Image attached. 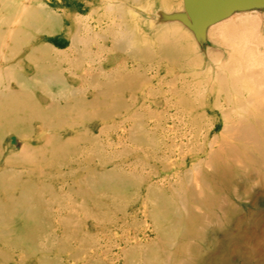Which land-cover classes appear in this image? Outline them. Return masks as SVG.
<instances>
[{"label": "rangeland", "instance_id": "1", "mask_svg": "<svg viewBox=\"0 0 264 264\" xmlns=\"http://www.w3.org/2000/svg\"><path fill=\"white\" fill-rule=\"evenodd\" d=\"M155 7L0 0V264H264V111Z\"/></svg>", "mask_w": 264, "mask_h": 264}, {"label": "bare ground", "instance_id": "2", "mask_svg": "<svg viewBox=\"0 0 264 264\" xmlns=\"http://www.w3.org/2000/svg\"><path fill=\"white\" fill-rule=\"evenodd\" d=\"M155 9L161 10L158 7H155L153 10ZM252 10L259 14L264 13V8L259 7H255L253 9L244 8L242 10H236L231 13L238 14L240 16L239 18H237L238 21L224 20L216 24L212 23L208 25L205 30L206 34L209 37L216 36L221 40L223 44L231 48L230 58L222 68L226 73H236L235 75L230 77V83L229 86H227L228 90H232L237 94L243 91H254L256 97L254 99H251L250 102L253 103L254 108L264 111V72H261L262 68L264 71V56H258L252 49L253 44L255 46L256 43L257 47V43L262 42V38L256 35V30L254 28L252 29V26L250 25L253 18L252 15L248 13H250V11ZM161 12L162 13H159L161 14V17L159 18V15L156 17L154 16L155 12L153 11L150 26L154 30L160 29L166 25L178 24L172 21H165L164 19L166 18L164 17V15H170L171 13L166 14L162 10ZM185 30H187L188 32L190 31L188 28H186ZM192 35L195 43H197L194 36L195 34ZM251 67H258L260 68V70L257 69L256 71H254V69L252 70ZM252 132L250 133L252 134Z\"/></svg>", "mask_w": 264, "mask_h": 264}, {"label": "water", "instance_id": "3", "mask_svg": "<svg viewBox=\"0 0 264 264\" xmlns=\"http://www.w3.org/2000/svg\"><path fill=\"white\" fill-rule=\"evenodd\" d=\"M183 12L164 15L167 19H180L181 23L194 32L196 39L203 40L205 28L228 14L255 7L264 8V0H182Z\"/></svg>", "mask_w": 264, "mask_h": 264}]
</instances>
